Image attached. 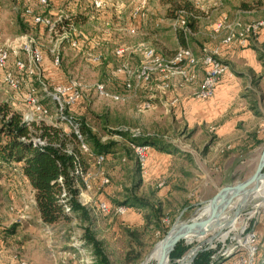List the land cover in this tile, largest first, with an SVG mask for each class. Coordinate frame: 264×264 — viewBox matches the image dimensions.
Segmentation results:
<instances>
[{
	"label": "rangeland",
	"instance_id": "374dc122",
	"mask_svg": "<svg viewBox=\"0 0 264 264\" xmlns=\"http://www.w3.org/2000/svg\"><path fill=\"white\" fill-rule=\"evenodd\" d=\"M103 1V8L95 9L91 0H51L50 5L43 9L37 6L34 0H0V41L10 47L18 38L31 39L44 53L40 73L49 87L58 81H68L73 77L81 80L86 89L80 101L71 109L72 115L79 124L85 123L102 142L116 141L117 150L108 154L100 165H96L92 157L80 152L89 187L79 186L76 199L88 210V219L85 220L79 213L70 211L67 213L70 217L67 221L44 223L35 207L33 190L22 175L19 164L12 162L1 166L0 264H92V247L84 238L86 226L95 239L101 242L110 264H141L144 256L164 236L173 222L194 218L218 189L247 180L254 172L263 151L264 83L259 85L258 80L251 83L245 81L246 76L241 71L245 70L247 74L250 72L239 65L242 60L238 53L242 47L252 49L264 76V43L255 42L259 31L254 36L248 35L243 45L239 44V28L231 22L237 21L243 25L255 20H264V0H189L192 3L189 11L194 16L192 20L198 26V32L194 35H183L186 45L195 51L203 46H218L219 57L227 67L220 82L228 85L237 82L240 86L239 91L231 95L223 115L210 120H193L183 109L185 104L182 103L185 98L190 97V92L185 95L182 93L181 102L170 109L159 102V93L149 84L135 85L136 82L131 80L134 88H124L122 81L125 76L117 74L115 67L125 63L129 68H133L137 65L139 57L130 53L119 60L113 54L114 45L117 43L113 42L117 39L116 32L112 34V41L105 54L101 46L103 40L99 42L98 36L101 37L100 29H104L105 22L116 23L115 14L121 17L125 15L129 20H133L134 17L130 14L132 9L127 5L138 0ZM149 1L152 4L148 10L143 11L142 18L167 20V23L162 25L164 31H170V37L165 38V48L168 52H173L178 43L174 37L177 31L173 29L172 22L180 9H175L169 0ZM116 3L119 6H116ZM124 5L126 7H122ZM26 7L43 11L52 17L56 16L57 11L79 17L76 24L84 29L87 36H95L92 43L98 42L91 46V49L87 48V51L102 54L101 62L89 61L84 52L71 50L64 42L57 44V37L45 28L33 27L23 14ZM116 10L120 12L115 13ZM122 10L125 12L122 13ZM222 16L227 17L233 33L232 43L225 47L221 46V39L226 35L227 29L214 33L210 27ZM66 23L67 21L61 25L66 26ZM110 27L113 30L112 24ZM124 39L130 42L133 36L128 40L124 36ZM251 45L258 48L261 60ZM54 47L60 50V67L56 70L51 66V50ZM15 55L11 51V68ZM17 56L26 58L20 50H17ZM251 78L253 81L255 77ZM98 82L105 84L109 93L118 94L119 100L112 101L100 97L94 90V85ZM252 83L257 84L254 86ZM29 84L37 86L36 75L24 76L17 89L10 88L2 82L0 69V106L6 104L10 110L21 115L28 112L30 106L23 94L28 91ZM35 96L40 98V103L50 112L53 111L54 103L50 98L38 90ZM148 99L151 100L153 108L143 110L142 104ZM52 117L51 113L46 117L37 115L41 123L53 122ZM228 117L237 118L234 130L221 140L216 135L217 129L223 122L228 121ZM125 127L138 128L142 135L158 136L171 144L175 152H162L170 155L167 167L164 169L160 166L155 172H151L146 164L143 172L128 146L127 139L115 132ZM67 144L72 148L73 143ZM126 146L131 151L127 150ZM104 178L108 181L102 183ZM131 195L159 205L161 226L167 227L163 234L155 227L150 208L129 207L121 203ZM240 199L241 195L233 196L224 211L231 209ZM100 202L108 206V212L98 209ZM119 205L127 207L124 214L114 213V208ZM259 206L249 209L248 218L241 217L233 222L232 230L226 238L221 232L207 244L206 240L211 235L207 232L205 238L191 242L180 240L174 250L183 249L182 254L179 257L172 256L173 250L169 255V262L176 264L185 257L182 264H193L199 254L207 252L206 264H229L226 259L230 253L225 255L226 251L237 245L235 242L240 240L248 229L255 233V260H264V205ZM147 215L150 216L151 223L147 222ZM228 229L223 228V231ZM196 245H200L199 251L188 261L189 250ZM127 254L129 259H126Z\"/></svg>",
	"mask_w": 264,
	"mask_h": 264
},
{
	"label": "built area",
	"instance_id": "2783aa9c",
	"mask_svg": "<svg viewBox=\"0 0 264 264\" xmlns=\"http://www.w3.org/2000/svg\"><path fill=\"white\" fill-rule=\"evenodd\" d=\"M36 5L40 8H47L50 5L51 0H34ZM92 6L95 9H101L105 5L103 0H91ZM59 12V13H58ZM24 16L33 24H37L45 28L49 33H52L57 37L56 42L60 44L66 43L71 50H80L84 52L89 61L93 63H100L103 56L100 53L89 52L91 46L98 44L91 41V45L88 43V36L84 29L82 30L77 24L74 15L68 16L57 11L55 17L44 13L43 11H35L32 8L26 7L23 10ZM133 15L143 16L144 12L140 8L134 9ZM194 17L191 12L180 9L177 16L172 22L173 29L179 31L182 35H192L191 29L187 25V18ZM67 21L66 26L61 25ZM233 25L239 28L237 35L239 38V44L243 45L246 41V37L254 36L264 27V20H255L243 25H240L237 21L231 22ZM111 27L109 22H105L104 29H100L108 32ZM222 29H227L226 35L221 39V44L227 46L232 43V31L230 22H228L226 16H222L217 22L214 23L212 31L214 33L220 32ZM31 39L26 37L18 38L14 41V44L10 47L5 42L0 41V69L2 70V82L12 89H17L22 78L31 77L36 75L37 86L33 87L32 84L28 85V91L23 94L24 99L29 104L30 110L21 115V121L29 125L30 123H39L37 115L46 117L50 113L52 114L53 122L45 123L46 125L61 127L62 130L68 128L71 130L78 139L81 138L79 132V123L76 122L75 116L72 115L71 109L74 105L80 101L85 91L86 86L84 83L76 78H71L68 81H58L51 85L42 78L40 73L43 62V52L41 49L32 43ZM17 50L22 51L25 54V59L17 56ZM11 51L15 55V59L12 61V68L10 67ZM130 53L137 54L139 59L136 66L129 68L127 64L121 63L115 67L117 74H124L125 78L122 81L124 88L130 90L134 88L131 80H134L135 85L138 83H146L153 86L154 90L159 93V99L165 108H173L181 102V89L188 87L190 97L197 100H207L213 96L217 85L227 71L226 65L221 61L220 49L218 46L213 48L201 47L198 50H194L188 45H178L177 48L169 56H164L157 53L151 46L146 45L143 42L138 43L136 46L130 48L126 46H118L113 50V54L117 58H125ZM52 62L51 65L54 68L60 67V50L54 47L51 50ZM201 76L199 77V72ZM41 91L45 97L47 96L54 103L53 111L50 112L46 106L40 103V98L35 96L36 91ZM95 92L100 97L109 98L112 101H118L119 95L109 93L105 84L102 82L95 83ZM153 108V104L150 99L146 100L142 104V109ZM36 118H35V117ZM41 121V120H40ZM42 122V121H41ZM65 125V126H62ZM121 131H125L130 136L142 135V132L137 128H124ZM30 141L33 146L43 147L48 144L45 137H41L37 133L30 137ZM56 145V144H53ZM128 146L131 148L134 157L139 164L141 170L145 172L147 162L148 146L135 144L128 141ZM66 151L70 152V148L67 145ZM80 151L83 153L88 152V147L83 142L79 144ZM93 162L96 165H100L105 157L103 155H97L92 157ZM74 172L78 175L83 183L84 188H88L89 185L86 182V172L79 164H75ZM108 179H102V183L107 182ZM57 183L60 187L58 194V201L61 204L63 211L68 213L71 211L68 199L70 195L65 189L63 179L61 176L57 177ZM82 187V188H83ZM32 197L34 201L33 191ZM32 201V202H33ZM98 209L102 212H108L109 208L104 202L98 204ZM127 210L125 206H117L114 208V213L121 215ZM255 233L252 229H248L243 237H240L237 245H233L225 253L227 255L229 251L232 254L227 256L226 261L229 264H256L255 254L256 246ZM223 254V253H222Z\"/></svg>",
	"mask_w": 264,
	"mask_h": 264
},
{
	"label": "trees",
	"instance_id": "16d2710c",
	"mask_svg": "<svg viewBox=\"0 0 264 264\" xmlns=\"http://www.w3.org/2000/svg\"><path fill=\"white\" fill-rule=\"evenodd\" d=\"M169 2L171 5L173 4L175 9L189 11L192 8V3L189 0H169ZM28 22L31 23L29 19ZM31 24L33 27L39 26L37 24ZM187 25L191 31L195 28L191 16L187 18ZM175 33L177 43L179 45H186L182 33ZM251 46L257 51L258 58L261 60L262 56L258 53V48L255 45ZM118 59L120 60V58ZM0 114V167L12 162L19 164L22 175L27 179L33 190L35 207L41 220L44 223H56L61 220L67 221L70 219L58 201V194L60 192V187L57 183L58 176L62 177L65 189L70 195L68 203L71 211L79 213L80 217L84 220L88 219L87 208L82 206L76 199L79 186L83 187V183L74 172V166L75 164H79L83 170L85 167L80 154L79 144L83 142L87 145L88 152L85 154L89 157L97 155L106 157L108 154L117 151L115 149L116 141L108 140L102 142L85 123L81 122L79 124L80 139L68 128L62 130L61 127H54L41 122H33L27 125L21 121V114L10 110L6 104L0 106ZM115 132L129 142L146 145L159 152H175L171 144L167 143L161 137L154 135L132 137L125 131L120 130ZM36 133L41 137H45L48 144L43 147L33 146L30 137ZM68 142L73 143L70 152L66 151ZM127 150L131 151L129 147H127ZM121 203L129 207L150 208L151 215L154 217L155 227L161 230L162 234L166 231L167 227L161 226V208L156 203L152 204L147 200L142 201L140 198L132 197V195L125 198ZM146 218L147 222L151 221L149 219L150 216L148 217L147 215ZM84 238L92 247V264H110L101 247V242L95 239L88 226L84 228ZM182 251L183 249L179 251L175 249L172 256L179 257ZM207 256V252L199 254L193 264H206ZM126 259H129V254L126 255ZM256 264H264V260L259 258Z\"/></svg>",
	"mask_w": 264,
	"mask_h": 264
},
{
	"label": "crops",
	"instance_id": "0c3cea01",
	"mask_svg": "<svg viewBox=\"0 0 264 264\" xmlns=\"http://www.w3.org/2000/svg\"><path fill=\"white\" fill-rule=\"evenodd\" d=\"M150 4H152V2L149 0H138L135 3L130 2V5L128 4L127 7L130 6L132 9L131 13L130 12L129 13L132 15V17H134L133 20H129L128 16L124 15V17H121L115 14V17L117 18L115 19L116 23L109 21L110 24H112L113 26V30L110 29V31L108 32L103 30V33L101 32L99 34L101 35V37L98 36L100 38L99 42L103 40V45L101 44V46H103V51H105V54L107 53L109 44L112 41V34L114 32H116L117 34V39L113 41V42H117L114 45L115 48L118 46H126L132 48L136 46L138 43L143 42L146 43L148 46H151L157 53L161 55L169 56L172 54V52H168L165 48L166 46L165 38L170 37V31L169 30L164 31L162 29L163 23H167L166 22L167 20L162 21L160 19L158 20V18H155L153 20L151 17L144 19L140 16H135L132 14L134 9L136 8H140L142 11H144L145 9L148 10L150 8ZM116 6H119V4L116 3ZM122 7H126V6L124 5ZM123 10L122 13L125 12ZM119 12L120 10H116L115 13H119ZM74 17L75 19H79V17H77L76 15H74ZM213 25L214 23L210 27L213 28ZM194 27L195 28L192 30V35L198 32V26L195 25ZM131 35L133 36L132 41L128 42L126 41V39H124V36H126L128 40ZM174 37L176 36L174 35ZM93 38H95V36L93 37L88 36L87 41L89 44L91 43ZM255 42L256 44L264 43V27L260 30L259 34H257ZM221 46H223V44H221ZM239 54L242 60V62L239 65L249 69L250 72L249 74H247L245 70L241 71L244 74V76H246L244 77L245 79H247L245 81L251 83V82H256V80H258L259 85L264 83V76H262L261 74L262 67L260 63L256 60L254 51L249 47H242L238 55ZM198 72L200 77L202 71L200 70ZM251 77H255L253 81ZM256 84L254 83L253 85L255 86ZM239 89L240 86L237 82H234V84L232 85H228L227 83H223L222 81L219 83V85H217L213 96L207 100L201 101L194 99L192 97L185 98L186 100H184V102L182 103L185 104L183 109L189 113V117L193 120L215 119L223 115V112L226 110L225 109L226 106L229 104L231 100V95H234L236 92L239 91ZM181 92L183 93V95H185V93L189 92V88L188 87L182 88ZM159 102L162 104L160 100ZM228 118H229L228 121L223 122V124H221L220 127L217 129L216 135L220 137L221 140L225 139V137H227L234 130V126L237 118L236 117L235 118L228 117ZM169 157H170L169 154L159 152L156 149L149 147L147 151V162H146L149 171L155 172L157 168L160 166H162V168L165 169L169 164L168 163Z\"/></svg>",
	"mask_w": 264,
	"mask_h": 264
},
{
	"label": "water",
	"instance_id": "95a60500",
	"mask_svg": "<svg viewBox=\"0 0 264 264\" xmlns=\"http://www.w3.org/2000/svg\"><path fill=\"white\" fill-rule=\"evenodd\" d=\"M264 151V148H263ZM263 151L259 156L257 165L255 167L254 172L245 180L244 182L237 183L236 185H227L223 188L218 189V191L209 199L208 203L211 206V211L204 218H199L198 220L188 219L183 221L176 220L172 223L169 229L166 231L164 236L160 239V243L165 242L167 239L172 238V242L168 248L163 249L160 253V257L168 256V260H170L169 255L175 248L176 244L185 238L187 235L196 234L202 235L212 226H218L219 229H223L228 227L232 222H236L239 218L246 219L249 216V209L256 206L257 199L254 198V193L257 191L259 182L264 178V161H263ZM243 187L242 189H240ZM232 193L228 196V199L218 206V202L221 198H223L227 192L231 191ZM237 194H242L245 197V202L243 206H237L229 209L228 211H224L225 208L229 205L231 198ZM264 200V198H263ZM228 213L226 218L222 217L223 214ZM245 215V216H244ZM247 215V216H246ZM180 223L179 228L175 227L176 223ZM176 228V229H175ZM218 235V232L212 233L208 239L206 240L207 244H210L213 238ZM200 245H196L189 250V259L190 261L195 254L199 251ZM231 254V252L229 251ZM228 253V254H229ZM185 257H182L176 264H182Z\"/></svg>",
	"mask_w": 264,
	"mask_h": 264
},
{
	"label": "bare ground",
	"instance_id": "6f19581e",
	"mask_svg": "<svg viewBox=\"0 0 264 264\" xmlns=\"http://www.w3.org/2000/svg\"><path fill=\"white\" fill-rule=\"evenodd\" d=\"M262 156H263V161H264V151H263V155ZM242 188L243 187H241L240 189H242ZM231 193H232V190L227 192L226 195L219 200V202H218V206L219 207H220L221 204H223L228 199V196ZM237 195H241L242 199H240L239 202H237L234 206H232L231 209L234 208V207H237V206H240V207L243 206L244 202L246 201L245 197H243L242 194H237ZM253 196H254V198L257 199V202H256L257 206H259V205L263 206L264 205V200H263V198H264V178L259 182L257 191L254 193ZM232 198H231L230 202L232 201ZM230 202H229V204H230ZM210 211H211V206L209 205V203H207L206 206H203L202 210L193 219L194 220H198L199 218H204L206 215H208L210 213ZM227 216L228 215L226 213L222 215V217H224V218H226ZM232 225H233V222L228 226L229 229L228 230H224V231H223V229L220 230L218 226H215V225L212 226L211 225L210 229L207 230L204 234H202V235L191 234V235L185 236V238H183V239L186 242H191V241H193L195 239L203 238L207 234V232H210L211 234L215 233V232H218V235H220L221 232H222L223 233L222 236H224L226 238L228 236L229 232L232 230L231 229ZM179 226H180V223L177 222L175 224V227L179 228ZM172 240H173L172 238H169L165 242H162V243H160V240L157 241L152 246V248L148 251V253L144 256L141 264H151V263L152 264H171L169 262V260H168V256L167 257L166 256L160 257V253L162 252L163 249L165 250L166 248L169 247V245L171 244Z\"/></svg>",
	"mask_w": 264,
	"mask_h": 264
}]
</instances>
